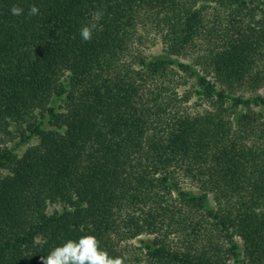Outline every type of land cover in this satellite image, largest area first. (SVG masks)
Here are the masks:
<instances>
[{"label": "trees", "instance_id": "16d2710c", "mask_svg": "<svg viewBox=\"0 0 264 264\" xmlns=\"http://www.w3.org/2000/svg\"><path fill=\"white\" fill-rule=\"evenodd\" d=\"M263 88L264 0H0V264H264Z\"/></svg>", "mask_w": 264, "mask_h": 264}, {"label": "clouds", "instance_id": "9594fccd", "mask_svg": "<svg viewBox=\"0 0 264 264\" xmlns=\"http://www.w3.org/2000/svg\"><path fill=\"white\" fill-rule=\"evenodd\" d=\"M23 9L18 6L11 8V14L19 16ZM39 9L32 6L29 15H37ZM99 14H97V19ZM97 24L85 25L80 30L83 41H90ZM127 256L112 257L107 250L101 248L100 241L95 235L86 234L76 240L68 239L59 246L53 248L49 254L42 258V264H125Z\"/></svg>", "mask_w": 264, "mask_h": 264}, {"label": "rangeland", "instance_id": "374dc122", "mask_svg": "<svg viewBox=\"0 0 264 264\" xmlns=\"http://www.w3.org/2000/svg\"><path fill=\"white\" fill-rule=\"evenodd\" d=\"M143 34V41L141 43V50L147 54V55H159L162 53L163 51V45L161 43V39L159 34L156 32V30L152 27V28H147L145 30H140L139 33ZM179 59L181 61H185V62H191L192 61V57L190 54H188L187 57H182L180 56ZM191 80L187 81V83L185 84H181L180 86H178L177 92L178 93H183L185 92V90H191ZM257 94L260 95H264V88L260 89L257 91ZM245 95L247 96L248 93H245ZM204 104V103H203ZM201 102H198V99L196 98V95L191 94L189 100L185 103H183V108H185L186 110H188L190 113L195 114V113H200L203 111V109L205 108ZM38 143V139L34 138L31 141H29L26 144H23L21 146H19L16 149V153L18 155H21L28 147L36 145ZM2 146V143H0V147ZM8 146H10V143H8ZM183 186L185 188H191L192 190H195L196 187H194L192 184L185 182L183 183ZM57 208V206H51L50 208H48V212H51L53 209Z\"/></svg>", "mask_w": 264, "mask_h": 264}]
</instances>
